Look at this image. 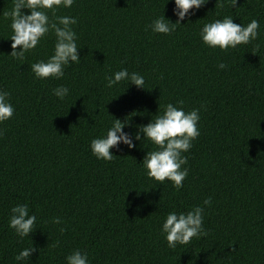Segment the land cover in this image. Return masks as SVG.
Segmentation results:
<instances>
[{
    "label": "trees",
    "instance_id": "1",
    "mask_svg": "<svg viewBox=\"0 0 264 264\" xmlns=\"http://www.w3.org/2000/svg\"><path fill=\"white\" fill-rule=\"evenodd\" d=\"M11 7L0 0V89L14 108L0 122V264H20L14 256L30 246L38 251L25 264H65L75 249L89 264H264V0L235 7L207 0L167 35L147 26L161 13L176 21L171 0H74L55 16L76 18L80 59L59 80L30 71L51 54V33L23 59L8 55L12 30L3 13ZM224 16L256 19L257 38L223 51L205 46L200 27ZM122 68L142 75L144 88L125 81L107 88L105 76ZM58 85L69 89L63 100L52 94ZM177 101L200 113L181 188L144 174L139 163L153 145L142 139L110 149V161L91 154L90 140L113 118H126L123 130L134 134ZM206 197V234L169 248L160 232L165 215ZM17 203L37 217L28 237L8 227Z\"/></svg>",
    "mask_w": 264,
    "mask_h": 264
},
{
    "label": "clouds",
    "instance_id": "2",
    "mask_svg": "<svg viewBox=\"0 0 264 264\" xmlns=\"http://www.w3.org/2000/svg\"><path fill=\"white\" fill-rule=\"evenodd\" d=\"M167 2L168 0H165V3ZM171 2L173 4L172 13L176 21L171 22L161 13L147 26L151 32L169 34L175 30L176 25H182L180 22L186 16L205 5L207 0H171ZM73 3L74 0H12L11 10L3 13L4 17L10 18L9 27L12 34L8 37L11 41L9 45L11 51L8 55L13 58L23 59L24 54L34 49L47 34L51 33L55 37L51 54L46 59L37 60L30 65V71L35 79L59 80L64 77V69L70 62H79L78 48L80 47L77 46V34L72 28V25L77 22L76 18L69 15L55 16L57 9L71 8ZM227 3L230 7H235L237 0H227ZM220 6H224V0H220ZM21 9H27L28 12L24 13ZM49 12L53 14L54 19H50ZM258 29L259 23L256 19L250 20L247 24H237L233 22L231 16H224L203 23L198 35L205 46L219 48L223 51L255 40ZM217 67L223 69L226 65L221 62ZM105 81L107 88L119 85L122 81H125L127 85L131 83L138 88H144V77L137 72H129L126 68L106 75ZM51 91L61 100L69 93L65 85H58ZM8 97L9 92L0 89V122L10 119L14 112ZM179 104H182V101H177L176 104H164L162 112L155 113L147 124L138 125L134 134L123 130L128 123L126 118L121 121L110 115L113 118L110 126L101 135L90 140L91 154L96 159L110 161L115 157L110 149L117 148L119 145L132 149L135 147L133 141L142 139L153 145V148L144 154L139 163L144 174L160 183L167 180L175 189L181 188L188 174V168L182 167L187 163V157L183 153L191 148L192 141L200 134L197 126L200 113L197 108L185 111L183 107L177 106ZM210 203L211 197H206L201 205L193 206L187 211H169L165 215L160 232L169 248H175L178 244H186L193 237L206 234L203 228V213L205 206ZM36 220V215L30 214L27 203H17L9 210L8 227L18 237H28V234L35 228ZM61 220V217L51 218V222L56 225H59ZM59 230L63 232L64 228ZM34 251L38 249L33 246L22 248L14 256V260L25 264ZM64 261L65 264H89L88 254L79 249L67 254Z\"/></svg>",
    "mask_w": 264,
    "mask_h": 264
}]
</instances>
